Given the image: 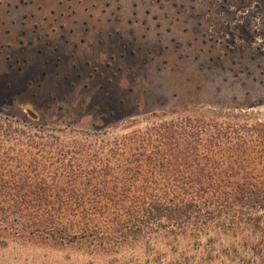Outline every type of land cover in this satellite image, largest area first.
Masks as SVG:
<instances>
[{
    "label": "rangeland",
    "instance_id": "374dc122",
    "mask_svg": "<svg viewBox=\"0 0 264 264\" xmlns=\"http://www.w3.org/2000/svg\"><path fill=\"white\" fill-rule=\"evenodd\" d=\"M187 118L264 124V0H0V123L40 172ZM0 264H264V217L109 250L0 232Z\"/></svg>",
    "mask_w": 264,
    "mask_h": 264
},
{
    "label": "trees",
    "instance_id": "16d2710c",
    "mask_svg": "<svg viewBox=\"0 0 264 264\" xmlns=\"http://www.w3.org/2000/svg\"><path fill=\"white\" fill-rule=\"evenodd\" d=\"M11 125L0 123V232L109 250L162 230L264 217V167L254 164L263 123L166 122L116 142L108 158L117 165L98 151L85 154L87 166L68 162L61 150L46 174V155L6 146Z\"/></svg>",
    "mask_w": 264,
    "mask_h": 264
}]
</instances>
